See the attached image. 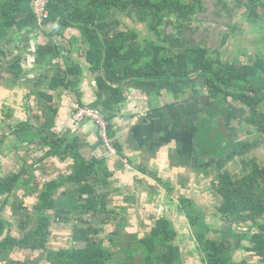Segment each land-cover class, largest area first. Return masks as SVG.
<instances>
[{"label": "trees", "instance_id": "trees-1", "mask_svg": "<svg viewBox=\"0 0 264 264\" xmlns=\"http://www.w3.org/2000/svg\"><path fill=\"white\" fill-rule=\"evenodd\" d=\"M34 1L0 0V58L7 57L4 47L13 42L15 35L24 31L39 30L48 39L38 46L36 55L38 63L52 68L54 75L48 91L33 93L43 117H52L56 112L53 103L59 90H69L80 96L79 84L84 71L72 57L79 49L84 52L85 61L97 84V101L91 107L100 110L109 124L130 89L148 96L168 93L176 100L186 98L190 92L189 98H195L200 111H203L195 112L200 118L198 123L192 120L193 130L197 132L195 142L202 157L222 160L225 164L242 153L246 143L241 138L244 130H247L248 136L253 133L264 136V53L243 63L238 58L231 61L213 57L209 48L202 45L171 52L160 41L162 28L171 21H175L174 27L178 29L193 24L195 17L204 9L203 1L49 0L47 8L50 16L40 27L33 9ZM237 1L240 6L245 3V14L251 25L260 28L264 24V0ZM117 13L133 15L147 24L154 39H142L137 30L128 28L117 17ZM219 27L214 32L220 30ZM69 30L78 33L69 40V46L57 43L55 38L64 40ZM201 35L206 39L204 34ZM57 60H63L66 67L55 62ZM8 70L13 73L12 69ZM3 76L6 75L0 61V78ZM49 91L55 94H49ZM202 100L209 101L207 107L200 103ZM78 104L84 106L80 99ZM229 116L244 118L242 126L230 125L232 118ZM40 120L41 117H37V121ZM38 125L35 127L27 120L9 127L17 139H25L36 146L39 141L42 144L49 142L51 150L42 159L55 154L61 156V152L74 148L75 145L68 142L69 145L60 151L61 143L66 139L51 140L46 135L49 124ZM203 130L207 133L205 137L201 133ZM3 141L5 136L0 137V144ZM78 149L76 147L73 153L80 156ZM99 166V160H78L76 173L70 176H77L71 181L77 189L64 197L57 195L69 182L68 179L47 182L39 188L29 179L24 181L25 176L31 177L29 166L18 173L0 175V262H7L14 251L22 250L47 253L52 264H180L181 251L175 245L176 234L168 219L154 220L151 230L144 236H140L135 228H129L131 233L120 232L128 229L127 224L123 220L120 223V213L108 209L103 203V195L96 192H102L103 187H107L109 175H102L96 170ZM240 166L242 170L238 174L223 167L216 175L220 211L231 223L264 217V161L257 157L247 158L241 160ZM24 189L28 193H38L33 206L35 227L15 238L10 230L11 222L4 217L5 207ZM76 196H86L87 200L82 202ZM50 211L53 215L59 211L69 212L65 219H70L71 231L67 229V232L72 235L73 247L57 251L49 247L53 219ZM24 213L30 220L34 218L33 212L27 209ZM112 221L115 230L113 239L107 233ZM259 238L258 241L264 243V237ZM203 242L209 264H222L224 258L219 245ZM78 243L83 245L79 247Z\"/></svg>", "mask_w": 264, "mask_h": 264}, {"label": "crops", "instance_id": "crops-1", "mask_svg": "<svg viewBox=\"0 0 264 264\" xmlns=\"http://www.w3.org/2000/svg\"><path fill=\"white\" fill-rule=\"evenodd\" d=\"M39 32V30H27L15 35L13 42L6 48L11 51L12 57L5 49L7 57L0 58L5 75H10L8 77L11 80L16 81L18 78V81H30L32 87L35 81L39 86L47 85L46 88L35 87L37 90H31L32 94L48 91V86L54 75L52 68L38 63L36 49L44 41L39 37ZM73 37H76V34L73 33ZM55 40L65 42L66 38L63 40L56 37ZM34 41L37 44L33 46L32 42L35 43ZM59 44L65 46L63 43ZM74 52L78 57H84L82 50L76 49ZM66 55L68 54L66 53ZM75 55H72L74 60ZM6 59L11 61L4 62ZM27 62L32 66L31 69H24V75L23 73L22 75L17 74V67H22ZM57 63L66 67L63 60H57ZM83 64L84 72L79 84L80 96L69 90H59L56 94L49 91V94H55L56 97L53 103L56 112L52 117L50 115L43 117L41 106L38 105L34 110V122H32L31 116L26 113H22L24 116H17L16 112L12 110L14 116L8 114L4 119L7 121L14 117L16 124L8 123L6 129H0V137L5 136V140L9 141V137L13 136L9 126H18L27 120L35 127L38 123V126L49 124L46 135L50 139H66L61 143L60 151L69 145L68 142H72L75 145L74 148L70 147L69 151L61 152V156L55 154L42 159L48 150H51L49 142L42 144L43 142L39 141L37 146L34 143H28L31 144L28 149L34 153L33 157L35 158H31L29 161L20 156L21 160L18 165L21 166V169L13 170L10 173H18L25 166H29L31 177L25 176L23 179L24 181L29 179L36 187H42L44 179H46L44 184L68 179L69 182L59 192L64 197L67 193H74L77 189L71 182L73 177L77 176H70L76 173L78 160L82 158L86 162L92 159L99 160L100 166L96 170L102 175L109 174L107 187L104 186L102 192L96 191L97 195H103V203L108 206V209L120 213L122 216L119 218L121 219L120 223L122 224L124 221L123 223L127 224L130 229L146 225L150 231L154 220L168 219L176 234L175 245L181 251L180 264H209V255L204 249L203 240L205 243L208 241L219 245L224 258L222 264H264V243L258 241L260 240L259 236L264 237V217L255 221L231 223L227 219L228 217L220 211L221 199L216 192V175L219 171L224 167L225 170L238 174L242 170L241 160L258 158V156H252L255 152L254 146H250V148L243 146L242 153L232 157L225 164L222 160L214 161L204 158L198 152L195 142L194 135L197 132L193 130L194 124L187 125L181 131L172 122V107L178 106L177 110L179 111H184L186 108L194 112L196 110L194 106L200 110L196 100L184 103L186 100L181 99L182 102H179L168 93H164L162 96H148L138 90L130 89L126 91L125 102L116 108L113 120L109 125L112 144L116 149H120H118V154H110L103 147L96 123L90 120L78 122L74 118L75 106L79 103V99L81 103L90 107L97 101L95 76L90 72L89 66L86 63ZM8 69H12L13 73ZM28 71L34 72L36 76L31 77L30 72L27 73ZM40 71H45L46 76L48 75L46 82L43 81L44 78L38 77ZM2 79L3 77L0 78V83H2ZM22 83L18 84L19 86L13 85L15 83L12 82L1 84L5 96H11L13 91L15 95L13 103L17 102L18 94L23 93ZM199 112L196 110V113ZM177 113L179 114L178 111L174 112L173 116H178ZM192 115L196 117L195 112ZM37 117H41L39 122ZM199 119L197 116L193 120L195 124L199 122ZM50 124L52 125L50 126ZM4 142L0 144V149L4 150L3 152L13 150L16 153V150L19 149L16 144L7 147ZM52 146L56 148V146ZM76 147H79L80 156L73 153ZM8 161V155L0 152V174L2 166L8 164ZM20 196L24 202L23 206L30 213L34 212L32 209L38 193H34L32 196L24 189L21 190ZM76 198H80L82 202L87 200L86 196H76ZM68 214L69 212L64 216ZM139 214L142 219L135 217ZM60 218L62 219L55 215L53 220L61 222ZM10 219L12 236L21 237L23 225L20 220H15L13 216ZM68 220L70 221L69 218ZM15 223L19 230L17 235L13 234ZM145 229L142 230L146 231ZM28 255H30L29 258L24 257ZM35 255L42 254L16 250L10 255L7 262H0V264H41V258Z\"/></svg>", "mask_w": 264, "mask_h": 264}, {"label": "rangeland", "instance_id": "rangeland-1", "mask_svg": "<svg viewBox=\"0 0 264 264\" xmlns=\"http://www.w3.org/2000/svg\"><path fill=\"white\" fill-rule=\"evenodd\" d=\"M221 2H222V5L219 4L220 6L217 7V4H215V6H213V10H210V13H208V11L204 12V15H203L204 17L202 18L200 23H198L197 19H196L195 20L196 23H193L189 27V28H191L189 30L190 34H193V32L197 33L199 31H203V30L208 31L207 29L210 30V28H212V25L214 27H219L218 25H221V27H219L220 30L217 29L216 32H214V33L210 32L209 33L210 34L209 39L201 41L202 39L198 38L196 35H194V36L187 35L186 31L184 32V34L186 36L185 37L183 35V33L174 29V27H173L174 22H173V23H169L168 25H166V26H170V24H171L172 27L164 26L162 28V32L163 33L165 32L168 34V36H165V37H168L167 39L164 37V43L163 44H166L167 46H169V48L171 50H176V46H178V49L180 50L182 48H186V47L192 45L193 44L192 41H196L197 43H201L203 46L207 45L209 47V49L211 51V55L213 57L219 56V57H221V59L224 60V59H232L236 54H239V55L244 57V58H242V62H244V63H246L248 60H250V61L254 60L257 57V54H263L264 53V24H262V26L260 28L258 26H256V28L253 27L251 25L250 21L244 15V8L242 6H240V3H238L237 0H235V1L234 0H229V1L228 0H222ZM215 14L220 15V17H217L218 19L215 18L214 21H216V22H214V24H212V25L210 22H208V23L206 22L204 25V23L202 21H209V19L211 20V18L213 16H215ZM117 17H119V19H121V21H123L128 28L137 30L142 39H146V38L154 39V36L149 32L147 24L141 23L135 16L129 15V14L117 13ZM50 28H52V27H50ZM170 29H172V30H170ZM66 33H67V35H66L65 42H63L61 40H58V42L57 41L56 42L57 43H63L68 47L69 46L68 42H69L70 38L73 37V33L76 34V36L78 35V33H76L73 30H69ZM39 37L44 39L43 44H45L44 42H47V40H48L45 37V35L42 33V31L39 32ZM179 37L182 38L187 43H180L181 41L179 39H177ZM34 44H37V42H35V43L32 42L33 46H34ZM7 47L8 46H5L4 48L6 49ZM6 50H8V49H6ZM8 53H9L10 57H12L11 51L8 50ZM74 55H75V52H74L73 56ZM75 60H76V62H79L81 65L83 63H84L83 65H85V63H86L85 58L84 57H78L77 54L75 55ZM10 61L11 60L8 61L6 59L4 62H10ZM31 62H32V60H31ZM31 67L32 66L27 62L22 67L21 66L17 67L16 73L20 74V75H22V73H23V75H24L25 70H30ZM45 68H44V70H45ZM27 73H29L31 75V77L36 76V74L34 72L32 73L31 71H28ZM8 76H10V75H8ZM8 76H3V79L1 81L2 83H0V93H1L0 94V126L4 125L2 128H0L2 130H4V128L5 129L7 128L8 123L12 124L16 121V119H14V117L10 118L7 121H5V119H4L5 117L7 118L6 115H8V114H12V116H14L12 110H14L16 112L17 116H22L23 115L22 113H26V115L31 116L32 122H34V120H33L34 110L37 109L38 103H37L36 98L35 99L33 98L35 96H34V94H32L31 90H37L36 88H40V87H43V88L47 87V85H40V86L37 85L38 82H36V81L33 83L34 86L32 87L30 81H25V80L14 81V80H11V78ZM38 77L44 78L43 81H45V82L48 79V75L46 76L45 71H40L38 74ZM11 82L15 83L13 85H17V86H19L18 84L23 82L21 84L23 87V93H20V95L18 94V96L16 97V99H17L16 103L12 102L13 98L15 97L13 91L11 93V96L7 97L4 95L5 92L1 89V84L11 83ZM187 95L188 96H186V98H183V100H187V98L190 97L189 96L190 92ZM31 96H33V97H31ZM204 96H206V95H204ZM179 102H182V100H180ZM208 102L209 101H206L204 103L202 102V104L205 105V104H208ZM232 104H234V103H232ZM29 107H30V109H33V110L30 111ZM184 107H185V105H184ZM194 107L196 108L197 111H200L197 106H194ZM196 110L194 112H196ZM230 118H232L231 119V125L234 124L236 126H238V125L242 126L241 121H244V118H240L241 121H239V118H234V117H230ZM17 122H18V120H17ZM14 124H16V123H14ZM244 131H245V133L241 134V138H243L244 141H246V142H251V141H249V139H251L252 142L250 144H253L256 146V151L253 152L252 156H254V155L258 156L259 159L264 161V136H262L260 134H254L253 133V135L250 137L246 133L247 130H244ZM6 132L8 133V131H6ZM201 133H202V136H204V137L207 134L205 130H203ZM9 139H10L9 141L7 139L4 142L7 144V147H12L13 144H16L17 146H19V149L16 150V153L13 150L3 152L4 150L0 149L1 153H5L9 157L8 164L6 163V165L2 166V173L3 174L1 173L0 174L1 176H6V175L10 174V172L13 170L17 171V170L21 169V166L18 165V163L21 160L20 156L21 157L23 156L24 158L28 159L29 161H31V158H35V157H33L34 153L28 149V147L31 144H28V142L25 141V139L24 140H20V139L16 140V137L14 135L9 137ZM244 144H245L244 146L246 148H249L248 147L249 143H244ZM10 149H13V148H10ZM39 154H41V153H39ZM45 182H46V179L43 180L42 186L44 185ZM57 196L60 197L61 193H59ZM35 199H37V197ZM32 211H33V209H32ZM50 214L52 215V218H53L54 215L51 213V211H50ZM32 215H34V212ZM4 217L6 219H9V221H11L10 218L12 217V215L10 212H5ZM135 217L142 219V216L140 214L135 216ZM59 220H61V218ZM63 220L66 222V223L64 222V225L66 226V228H68V230L71 231L70 221L68 219L65 220V217L63 218ZM58 222H60V221H58ZM61 222H62V220H61ZM84 226L88 227L89 225L85 224ZM34 227H35V215H34V218L31 220L30 225L27 226L26 228H24L23 231L29 230V229L34 228ZM13 228H14L13 234L17 235V232L19 231L18 227H17V223H15ZM143 228L145 229V228H147V226H144L141 228H135V231L137 233H139L140 236H144L146 232H149V230L147 228V229H145L146 231L143 232L142 231ZM66 232L62 233V236L57 237V240L59 241V243L55 242L53 237H50V241L48 243L52 246L53 251L57 250L58 246H61V245L66 246V243H67L65 241L67 238V236L65 235ZM80 246L81 245H79V247ZM37 253H41L43 255V257L40 259L41 264L48 263L47 258H46L47 253H43V252H37ZM29 256L30 255L24 256V257L29 258ZM35 256H39V255H35Z\"/></svg>", "mask_w": 264, "mask_h": 264}, {"label": "flooded vegetation", "instance_id": "flooded-vegetation-1", "mask_svg": "<svg viewBox=\"0 0 264 264\" xmlns=\"http://www.w3.org/2000/svg\"><path fill=\"white\" fill-rule=\"evenodd\" d=\"M201 1H203V5H204V9H202L201 11H200V13L195 17V19L194 20H196L197 19V22L198 23H200V21L202 20V18L204 17L203 15H204V12L205 11H208V13H210V10H213V6H215V4H217V7H219L220 5H222V0L220 1V0H201ZM229 1V0H228ZM235 1V0H234ZM224 2V1H223ZM238 3H239V1H238ZM220 4V5H219ZM242 7L244 8V15H245V17L247 18V16H246V14H245V12H246V9H245V3H243V5H242ZM217 17H220V15H218V14H215V16H213L212 18H211V20L209 19V21H202L203 23H204V25H205V23L207 22H210L211 23V25L212 24H214V22H216V21H214L215 20V18H217ZM218 19V18H217ZM174 22V24H175V21H171L170 23H173ZM193 23H196V21H194ZM209 23V24H210ZM173 24V25H174ZM192 25V24H191ZM221 26V25H220ZM166 27H172V25L170 24V26H166ZM174 27V26H173ZM190 26H183V28H181V29H178V28H176V27H174V29L175 30H178V31H180L181 33H183V35L185 36V34H184V32L186 31V33H187V35H189V36H194V35H196L198 38H200V39H202L201 41H203V40H206V39H209L210 38V32H212V33H214V30H216V27H214L213 25H212V28H210V30L209 29H207L208 31H199V32H193L192 30V32H193V34H190V32H189V30L191 29V28H189ZM170 30H172V29H170ZM204 32V33H203ZM204 34V36H206V39H204L205 37H203L201 34ZM179 35V34H178ZM165 36H168V34L167 33H163V35H162V38H161V43H164V37ZM186 37V36H185ZM166 39L168 38V37H165ZM177 39H179L181 42L180 43H187V42H185L182 38H177ZM193 42V44L192 45H190V46H188V47H186V48H182V49H178V46H176V50H171L170 49V51L171 52H178V51H183V50H185V49H187V48H190V47H194V46H197V45H202L201 43H197L196 41H192ZM203 46V45H202ZM169 47V46H168ZM204 47H208L207 45H205ZM209 48V47H208ZM210 50V49H209ZM210 53H211V51H210ZM241 59V61H242V58H244L243 56H241V55H239V54H236L232 59H224V60H231V61H234L235 59ZM248 60V59H247ZM247 62H250V60H248ZM244 63V62H243ZM193 97H191V98H187V99H192ZM183 100V99H182ZM192 100H196L195 98H193ZM178 101H180V100H178ZM207 100H205V102H206ZM202 102L204 103V101L202 100ZM202 102H200V103H202ZM186 103V102H185ZM196 103H198L197 102V100H196ZM206 105H208V104H205V106ZM207 107V106H206ZM173 108V110H172V122H173V125H175V127H177L178 129H182V130H184L185 128H186V126L188 125V124H192V120L193 119H195L196 117H194L193 115H192V113H194L193 111H190V110H188V109H186L185 107V110L184 111H179V110H177L178 109V106L177 107H172ZM176 111H178L179 112V114L177 113L176 115H178V116H176V117H174L173 116V113L174 112H176ZM200 112H202V111H200ZM198 114V113H197ZM230 117V116H229ZM239 121H241V119H239ZM231 125V124H230ZM236 126V125H235ZM239 126V125H238ZM238 126H236V127H238ZM241 126V125H240ZM239 126V127H240ZM238 127V128H239ZM248 134V133H247ZM255 134V133H254ZM253 134H251V135H249L250 137L252 136ZM194 138H195V135H194ZM249 141H251L252 142V140L251 139H249ZM242 142H246V141H242ZM251 142H246V143H249L248 144V147L250 148V146H254V148H253V150L254 151H256V146L255 145H252V144H250ZM250 145V146H249ZM34 193L35 192H33V193H30V195H34ZM21 196H17V198L14 196L13 198H12V200L9 202V204H8V206L7 207H5V212H10L11 214H12V216H15V220H20V223H21V225H23V228L22 229H24V228H26L27 226H29L30 225V223H31V220H30V218H29V216H28V214L27 213H24V211L26 210V208H25V206H23L24 205V202L21 200V198H20ZM1 202V201H0ZM51 213H53V212H51ZM64 213H65V211H59V213H57V214H54V215H56V216H59V217H62V222H54V220H52V225H51V230H52V236L51 237H53L54 238V241L55 242H58L59 243V241L57 240V237H60V236H62V233H64V232H66L67 231V229L68 228H66V226L64 225V220H63V218L65 217L64 216ZM112 215H114V213L112 214ZM66 220V219H65ZM66 223V222H65ZM113 223H114V221H112V223L111 224H109L108 225V231H107V233L112 237V239H113V237L115 236V233L113 234V232L115 231L113 228H112V226H113ZM71 227V226H70ZM129 228L130 227H128V229H126V230H121L120 232L121 233H124V232H128V233H131V230H129ZM113 229V230H112ZM65 235L67 236V238H66V246H62L61 244V246H58V249H60V248H68V247H73V243L71 242V238H72V235H71V233L70 232H66L65 233ZM78 245H83V244H81V243H78ZM49 247L52 249V246L49 244ZM57 249V250H58ZM53 250V249H52ZM57 250H55V251H57ZM47 255V261H48V263H46V264H52L50 261H49V259H48V254H46ZM45 255V256H46ZM43 257V255H39L38 256V258H42ZM23 264H26V263H23Z\"/></svg>", "mask_w": 264, "mask_h": 264}, {"label": "built area", "instance_id": "built-area-1", "mask_svg": "<svg viewBox=\"0 0 264 264\" xmlns=\"http://www.w3.org/2000/svg\"><path fill=\"white\" fill-rule=\"evenodd\" d=\"M48 3L49 0H35L33 2V9L37 17V23L39 27L43 26L45 21L50 16L47 8ZM74 118L78 122H82L85 120H90L95 122L105 150L113 155L118 154V150L112 144V140L109 136L110 124L100 110L86 105L81 106L77 103L75 106Z\"/></svg>", "mask_w": 264, "mask_h": 264}]
</instances>
